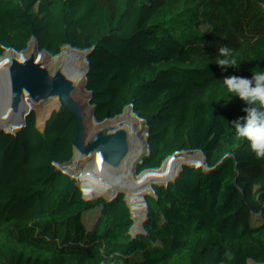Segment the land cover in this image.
Returning <instances> with one entry per match:
<instances>
[{
  "label": "trees",
  "instance_id": "obj_1",
  "mask_svg": "<svg viewBox=\"0 0 264 264\" xmlns=\"http://www.w3.org/2000/svg\"><path fill=\"white\" fill-rule=\"evenodd\" d=\"M257 66L264 0H0V181L48 180L57 253L89 237L106 264H232L256 236L264 264V158L223 84ZM1 256L33 264L22 242Z\"/></svg>",
  "mask_w": 264,
  "mask_h": 264
},
{
  "label": "water",
  "instance_id": "obj_2",
  "mask_svg": "<svg viewBox=\"0 0 264 264\" xmlns=\"http://www.w3.org/2000/svg\"><path fill=\"white\" fill-rule=\"evenodd\" d=\"M29 179L33 178L25 175V178L20 180V184L12 190L9 184L0 181V240L7 237L11 240L4 250L3 257L15 241L26 244L32 250L33 264H67L69 258L84 251L90 252L94 264H106L104 251L89 237L85 238L82 247L65 250L54 261H49L48 252L54 250V237L50 234L49 222L44 218V206L47 199L45 187L48 180H37L42 183L45 193L44 202L38 203L32 197V181ZM41 225L45 226L47 231H41L39 228ZM75 261L74 264H88L83 258L75 259Z\"/></svg>",
  "mask_w": 264,
  "mask_h": 264
},
{
  "label": "clouds",
  "instance_id": "obj_3",
  "mask_svg": "<svg viewBox=\"0 0 264 264\" xmlns=\"http://www.w3.org/2000/svg\"><path fill=\"white\" fill-rule=\"evenodd\" d=\"M231 51L227 46L219 48L216 63L222 68L239 69ZM251 73V78L240 75L224 76V95L228 97L226 101L238 97L246 105L242 109L244 115L236 118V134L250 144L257 158H264V69L257 66L251 69Z\"/></svg>",
  "mask_w": 264,
  "mask_h": 264
},
{
  "label": "rangeland",
  "instance_id": "obj_4",
  "mask_svg": "<svg viewBox=\"0 0 264 264\" xmlns=\"http://www.w3.org/2000/svg\"><path fill=\"white\" fill-rule=\"evenodd\" d=\"M23 178H25V176L21 177V179H23ZM20 180L15 184L9 185V188L12 190L15 187H17L20 184ZM43 222H44V218H43ZM39 228L41 231H47L46 227L43 225L39 226ZM7 239H9V240L7 241ZM256 240H257L256 236H250L248 238H242L236 244L230 245L227 248V250L224 254V257L229 259L232 262V264H255L256 260L258 259V255H259ZM10 241L11 240L9 237L3 238L0 240V255H2L1 258L3 257V254H4V251H2V250L3 249L5 250V248L8 246ZM78 247H82V244L79 245ZM48 254L50 257L49 261L52 262L59 256L60 253H57L55 250L52 249V250H49ZM83 255L90 259V262H91L90 264H94L92 256L90 254H88V252H82V253L75 255V256H72V257H74V259H79V258L83 257ZM71 258H69V260H67V261H70Z\"/></svg>",
  "mask_w": 264,
  "mask_h": 264
},
{
  "label": "bare ground",
  "instance_id": "obj_5",
  "mask_svg": "<svg viewBox=\"0 0 264 264\" xmlns=\"http://www.w3.org/2000/svg\"><path fill=\"white\" fill-rule=\"evenodd\" d=\"M30 181H32V197L33 199L38 202V203H43L44 202V198H45V193H44V189L42 187V183L37 181L38 179H29ZM31 185V184H30ZM83 259L86 260V262L88 264H90V259L86 256L83 255V257H81ZM76 261L74 259V257L71 258V260L67 263V264H74Z\"/></svg>",
  "mask_w": 264,
  "mask_h": 264
}]
</instances>
